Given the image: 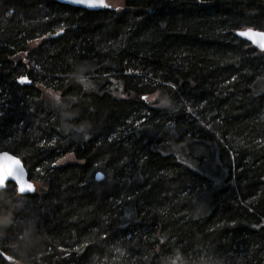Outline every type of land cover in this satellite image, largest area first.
Here are the masks:
<instances>
[{"label":"trees","instance_id":"1","mask_svg":"<svg viewBox=\"0 0 264 264\" xmlns=\"http://www.w3.org/2000/svg\"><path fill=\"white\" fill-rule=\"evenodd\" d=\"M120 1L0 0V264H264V0Z\"/></svg>","mask_w":264,"mask_h":264},{"label":"water","instance_id":"2","mask_svg":"<svg viewBox=\"0 0 264 264\" xmlns=\"http://www.w3.org/2000/svg\"><path fill=\"white\" fill-rule=\"evenodd\" d=\"M58 3L60 4H64V5H68V6H71V7H76V8H81V9H84V10H87V11H100V10H104L102 8H98V9H89L87 7H84L82 5H75V4H72L70 2V0H56ZM79 3H95L97 2V0H78ZM108 5V4H107ZM251 30V33H252V39H249L248 37L246 36H240L239 33L240 32H247ZM262 31H258V30H254V29H247V30H244V31H238L236 33V36L239 37L240 39L250 43L251 45H253L254 47H256L257 49H259L260 51H264L262 50L258 44H257V40L259 39L260 42L262 44H264V33H261ZM61 33H59L58 35H60ZM28 81L27 78H24ZM21 81V80H20ZM27 84H30V82H25ZM17 166H22L23 169H24V172H25V179L27 180L28 183H30L31 185L34 186L35 188V185L33 182H31L29 179H28V173H27V170L23 164V162L16 156L8 153V152H0V191L5 189L7 184L8 183H15V181L9 179V177L12 175L14 169L17 167ZM97 177H101V179H97ZM96 180L97 181H102L104 179V176L102 173L98 172L96 174ZM17 186V185H16ZM36 189V188H35ZM17 190H18V186H17ZM35 192V191H34ZM34 192H29V191H26L25 192V185L24 184H20V188H19V191L18 193L20 195H30V194H33ZM21 193H24V194H21Z\"/></svg>","mask_w":264,"mask_h":264},{"label":"snow or ice","instance_id":"3","mask_svg":"<svg viewBox=\"0 0 264 264\" xmlns=\"http://www.w3.org/2000/svg\"><path fill=\"white\" fill-rule=\"evenodd\" d=\"M70 2L72 4H75V5H82L84 7H87L89 9H98V8H102V9H113L111 8V6L107 5V0H97V2L95 3H79L78 0H70ZM115 11H119V9H114ZM11 13H9L10 15ZM61 31H63V29H61ZM261 33H264V32H261ZM240 36H246L248 37L249 39H252V33H251V30L247 31V32H240L239 33ZM257 44L258 46L264 50V44H262L260 42V40L258 39L257 41ZM21 83H25V82H30V81H27L26 79H21L20 81ZM9 179L15 181L16 185L18 186V191H19V188H20V184H24L25 185V192L26 191H29V192H34L35 191V188L33 185H31L30 183L27 182V180L25 179V172H24V169L22 166H17L12 175L9 177ZM97 179H101V177H97ZM21 194H24V193H21Z\"/></svg>","mask_w":264,"mask_h":264},{"label":"rangeland","instance_id":"4","mask_svg":"<svg viewBox=\"0 0 264 264\" xmlns=\"http://www.w3.org/2000/svg\"><path fill=\"white\" fill-rule=\"evenodd\" d=\"M107 4L109 6H111V8H114V9L123 8V3L120 0H107ZM259 88H260L261 92L264 91V81L260 84ZM257 92H260V91L257 90ZM45 96L51 102H55L56 98H57L56 95L51 94L49 92H45ZM153 100H154L153 98H150V102L151 103L153 102ZM71 163H76V159H75V157L73 155H67L62 160H60L57 165L62 166V165L71 164ZM36 190L45 191V190H47V187L42 186V184H37L36 185ZM16 264H19V263H16Z\"/></svg>","mask_w":264,"mask_h":264},{"label":"clouds","instance_id":"5","mask_svg":"<svg viewBox=\"0 0 264 264\" xmlns=\"http://www.w3.org/2000/svg\"><path fill=\"white\" fill-rule=\"evenodd\" d=\"M87 138V137H86ZM206 214V213H205ZM178 260V258H177ZM201 264H216V260L214 258H207L204 259Z\"/></svg>","mask_w":264,"mask_h":264}]
</instances>
